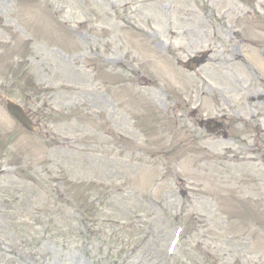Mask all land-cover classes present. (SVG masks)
Returning a JSON list of instances; mask_svg holds the SVG:
<instances>
[{
  "label": "rangeland",
  "instance_id": "obj_1",
  "mask_svg": "<svg viewBox=\"0 0 264 264\" xmlns=\"http://www.w3.org/2000/svg\"><path fill=\"white\" fill-rule=\"evenodd\" d=\"M253 7L0 0V264H264V47L239 40L264 37ZM222 112L246 125L197 128ZM71 195L109 216V245Z\"/></svg>",
  "mask_w": 264,
  "mask_h": 264
},
{
  "label": "trees",
  "instance_id": "obj_2",
  "mask_svg": "<svg viewBox=\"0 0 264 264\" xmlns=\"http://www.w3.org/2000/svg\"><path fill=\"white\" fill-rule=\"evenodd\" d=\"M94 200V198L93 200L88 199V202H90L89 207H91V209H89L86 208L88 207L86 203H75V196L71 195L69 197L70 204H73L72 206L77 209L78 215L81 217V222H79V224L86 229L84 232L92 236L91 239H93L94 242L99 240L97 242H100L101 245H109V216L101 215L100 211H102V209H98L97 201ZM65 203L70 205L67 202Z\"/></svg>",
  "mask_w": 264,
  "mask_h": 264
},
{
  "label": "flooded vegetation",
  "instance_id": "obj_3",
  "mask_svg": "<svg viewBox=\"0 0 264 264\" xmlns=\"http://www.w3.org/2000/svg\"><path fill=\"white\" fill-rule=\"evenodd\" d=\"M252 4H254L256 7H253V8H250V9L246 10L245 11L246 14L250 15V16L253 15L255 17L256 16L264 17V0H252ZM238 38H240L239 35H238ZM239 40H240V42L249 44L251 46H258V43H259V41H248V40H246L244 38H240ZM261 43H264V40H262ZM236 59L237 60H244L242 55L236 56ZM258 101L261 104H264V96L260 97ZM235 112H239V110H236ZM256 114H259V112L257 111ZM191 115H193V113H191ZM254 119H255V116L253 115V117H252V121H253L252 126L254 128H260L262 126V124H260L259 122H255ZM220 122L223 125L220 133H221L222 136H224V138H227L228 130L231 129L232 126H235L237 124L241 125V126H245L246 125V123L244 121H242L241 119H239V121L238 120H236V121L231 120V118L228 117L227 114L224 113V112H222V114H221ZM203 131H205V130H203ZM260 140L264 141V138H261ZM258 145L259 144H257L256 147H255L256 150L259 151L258 158L261 159V160H264V149L261 148Z\"/></svg>",
  "mask_w": 264,
  "mask_h": 264
},
{
  "label": "water",
  "instance_id": "obj_4",
  "mask_svg": "<svg viewBox=\"0 0 264 264\" xmlns=\"http://www.w3.org/2000/svg\"><path fill=\"white\" fill-rule=\"evenodd\" d=\"M207 55L208 53H203L200 56H196V57L189 59L184 64L185 69L192 71L198 68L199 66L203 65L207 59ZM6 108L9 114L13 116L24 128H26L29 131L33 130L31 122L29 121V119L27 118V116L25 115L24 111L22 110L20 106L12 102H8L6 105ZM206 123H208L207 124L208 126L213 124L211 121H207ZM217 126L218 124L215 125L214 127H217Z\"/></svg>",
  "mask_w": 264,
  "mask_h": 264
}]
</instances>
